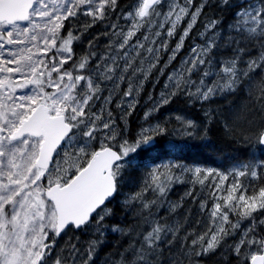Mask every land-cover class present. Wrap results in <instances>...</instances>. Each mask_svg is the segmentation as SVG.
<instances>
[{
  "label": "snow or ice",
  "instance_id": "obj_1",
  "mask_svg": "<svg viewBox=\"0 0 264 264\" xmlns=\"http://www.w3.org/2000/svg\"><path fill=\"white\" fill-rule=\"evenodd\" d=\"M164 5L165 0H133L120 14L125 26L111 24V32L105 33L109 35L106 52L98 54L89 42V54L77 64L73 41L79 36L72 31L64 36L65 22L81 14L91 17L92 23L103 21L116 12L118 0H0V264H90L99 241H91L86 253L73 244L66 256L64 249L55 252L57 238L93 221L103 235V222L111 213L107 202L118 192L124 171L148 168L149 162L142 190L125 201H138L142 212L149 210L141 216L145 230L138 233L136 246L117 254L114 264H183V252L170 260L160 259L164 240L168 235L175 237L179 229L161 223L150 211L163 202L171 184L179 179L177 170L190 173L201 185L205 180H219L212 185L211 209L201 203L208 222L206 231L192 240L193 250L200 247L195 254L215 250L238 229L239 221L230 220L231 214H238L241 220L252 219L253 223L232 251L243 257V264H264V237L255 236L254 216L264 211V186L257 190L243 182V178L259 180L264 163L241 164L227 183L229 174L163 162L162 149L167 154L181 147L175 142L166 147L158 143L159 137L168 135L166 125L141 127L129 139L126 129H117L110 111L105 118L104 108L100 113L93 110L97 100L111 102V92L107 98L101 96L102 84L110 82L118 88L117 80L128 82L124 98L129 100V108L135 107L131 97L138 88L136 80L141 75L147 79L160 62L161 49L168 51L162 33L166 30V35L173 37L180 23L191 17L169 63L176 59L204 5L195 11L191 10L193 0H173L167 11ZM216 25L215 20L205 25L213 34L203 45L192 47L182 66L168 76L164 88L171 91L163 92L160 102L167 103L178 93L207 100L217 92L233 91L244 77L251 83L250 74L264 68V43L260 54L247 62V70L238 67L239 56L217 67L209 58L218 46ZM230 27L240 37L228 41L237 45V52H243L239 48L243 40L264 41V0L261 6L238 11ZM141 29H147L142 40L137 36ZM69 61H73L71 70L65 67ZM200 69L203 72L197 83L191 77ZM213 75L219 78L208 84L207 78ZM256 90L259 109L255 115H259L264 112V79L256 84ZM150 117L151 111L146 112L145 121ZM177 119L181 127L175 134L191 136L194 124ZM248 123L247 139L264 146V117ZM62 150L64 157L57 160ZM145 192L155 198L147 201ZM171 207L174 211L176 206ZM112 231L123 233L124 229L113 227Z\"/></svg>",
  "mask_w": 264,
  "mask_h": 264
},
{
  "label": "trees",
  "instance_id": "obj_2",
  "mask_svg": "<svg viewBox=\"0 0 264 264\" xmlns=\"http://www.w3.org/2000/svg\"><path fill=\"white\" fill-rule=\"evenodd\" d=\"M133 0H118L119 7L115 13L110 12L107 18L103 21L92 23L91 19L81 14L77 18L71 19L69 29L64 28L63 31H72L74 35H78L79 39L73 41V61L77 64L81 58L89 54V42L94 46L93 51L103 55L107 48L109 35L106 32H111L110 25L118 23L124 26L125 21L120 17L122 12L127 11ZM204 5L197 19L196 24L190 34L185 39V47L179 53L181 57L186 53L191 41L193 46L203 45L206 37L212 35L206 30L205 25L211 21H217L215 33L217 35L218 46L213 48L209 58L214 61L218 67L222 61L229 60L234 56H239L238 67L241 71L247 70V62L250 59L257 57L260 54L261 43L257 39L243 40L239 44V48L243 52H237V45L228 43L235 37L239 36L232 31L231 27L235 23V14L246 7L261 6V0H193L192 11ZM167 4L164 5V11H167ZM119 18V19H118ZM186 23V18L183 24ZM91 24V27H86ZM144 31V29H143ZM178 31L173 37L166 35V30L162 33V40L167 41L168 51L161 49L160 56L170 51L172 43H175L178 36ZM143 35V32L138 34ZM142 40V39H141ZM73 61H69L65 66L71 70ZM161 61V60H160ZM157 67V66H156ZM174 68V67H172ZM203 69L195 72L191 79L199 83ZM251 75V83L249 78L244 77L233 91L217 92L207 100L189 97L185 94L178 93L172 97L167 103L155 105L158 102L159 94L158 87H154V80L157 77L156 68L150 72L144 86L140 91L134 114H129L127 119L130 120L129 139H133L137 129L143 127L145 123L166 125L168 135L158 138V143L164 147L170 142H175L181 147L172 153L160 152V157L165 163L174 162L185 165L188 168L200 167L204 170L212 169L214 172L230 173V183L234 178L231 175L232 170H236L241 164H260L264 163V146H261L256 141H250L247 137L250 136L248 131L249 120H259L264 117V112L259 115L255 113L259 109L256 103V84L264 79V68L256 69ZM219 77L213 75L207 78V83L212 84ZM140 81L139 79L136 80ZM119 88V97L124 96L125 84L127 81H122ZM252 88L253 94L249 95V88ZM105 95V92H103ZM144 111H143V107ZM109 111L112 118L122 120L119 116V110L114 104L109 105ZM151 111V117L145 121L144 112ZM180 117L184 121H191L194 128L191 136L176 135V130L181 127ZM137 120H144L137 121ZM153 120V123H152ZM149 124V125H150ZM145 127V126H144ZM95 146H97L95 144ZM98 147V146H97ZM160 161H157L159 163ZM149 167H141L139 169H126L120 180V186L114 199L107 207L111 210L103 222V235L97 231L95 222L93 221L86 228L79 231L70 229L60 239L56 241L55 252L59 253L62 249L67 256V250L71 245L75 244L81 252L86 253L89 244L93 240L99 241L95 246V251L92 254L90 264H114L117 259V254L129 249L130 246H136V240L140 239L138 233L145 230L146 226L142 224V215H146L149 210H143L142 205L138 201H132L126 204L125 201L129 197L142 190ZM260 179L251 180L243 178V182L247 185L251 183L258 190L264 186V168L259 169ZM179 179L173 182L163 198L162 203L151 207L150 211L153 216L161 223L178 227L176 236L168 235L161 246L163 256L162 260H170L172 256L184 253L183 264H243V257H237L232 251L235 244L241 239L245 230L253 223L252 219L241 220L238 214H231L230 220L233 223L239 221L241 225L245 223V230L241 233L239 229L227 236L218 247L209 251L206 254L196 255L200 251L199 245L193 250L192 240L206 231L208 217L206 213L201 211V203H207L208 209H211L213 198L214 183H219L218 179L205 180L204 185L199 182H194L195 177L190 173H180L177 170ZM200 179H204L203 176ZM251 192V189L249 190ZM188 193H192L188 195ZM144 197L147 201L155 198L151 192H145ZM175 205V210L172 207ZM255 216V236L264 237V211H259ZM113 227L124 229V232H113ZM87 259V256H84ZM77 264H81L77 261Z\"/></svg>",
  "mask_w": 264,
  "mask_h": 264
},
{
  "label": "rangeland",
  "instance_id": "obj_3",
  "mask_svg": "<svg viewBox=\"0 0 264 264\" xmlns=\"http://www.w3.org/2000/svg\"><path fill=\"white\" fill-rule=\"evenodd\" d=\"M171 2H173V0H165V4H167V6L169 5V3H171ZM181 2L183 3L184 2V0H181ZM165 11H166V9H165ZM88 19H91V17H87ZM123 19V18H122ZM191 19V17H186V23H184L183 24V21L180 23V25H179V27L177 28V30L176 31H178L179 33H178V36H177V38H176V41H175V43H172V47L170 48V51L169 52H166V53H164L163 55H161L160 56V62H159V64L157 65V67H156V71H157V77L155 78V80H154V84H153V86L154 87H158V85H159V81H160V86H159V88H158V91L160 90V91H162V93L163 92H165V91H171V89H169V90H165V88H164V85H165V83L167 82V80H168V76L169 75H171V74H173L174 73V70L175 69H177V68H180L181 66H182V61L183 60H185V58L186 57H188L189 56V53H190V50L192 49V47H194L193 45H191L192 44V42L190 41L189 43H188V45L187 46H189V48H188V50L187 51H185L186 53L183 55V57H181L180 55H178L179 53H181L182 52V49L185 47V44H183V47L181 48V50L176 54V59L175 60H173V61H171V63H169V56H171L172 55V50L173 49H175L176 48V45H177V43L179 42V40H180V36L183 34V31H184V29L187 27V24H188V21ZM69 24H71V19H69L68 21H66L65 22V27H67V26H69L70 27V25ZM124 26H125V24H124ZM69 27H67V29H69ZM147 31V29H144V31H143V29H141V32H146ZM67 31H63V35L64 36H67ZM139 33H137V36L140 38V39H143V35H138ZM187 38V37H186ZM185 38V39H186ZM184 42H185V40H184ZM172 67H174V68H172ZM154 70V68L151 70V71H153ZM161 70H163V71H161ZM139 80L140 81H137L136 82V85L138 86V88H137V91L136 92H134L133 93V96L131 97V100H133L134 102H135V107H133V108H129L128 107V103H129V100L127 99V98H124V96H122V97H119L118 96V94H119V88H120V85L122 84L121 82L122 81H119V80H117V83L119 84V87L117 88V87H115V85H113L112 83H110V82H105V83H103L102 84V92H101V96L102 97H104V98H107V97H109V94H110V92H111V102L110 103H108V104H105V102H104V99H100V100H97V101H95L94 103H93V110L94 111H96L97 113H100V110H101V108H104L105 109V111L102 113V115L105 117V118H107V116H108V112H109V105L110 104H114L115 102H116V106H117V108H118V110H119V116H120V118L122 119V120H116V119H114V118H112L114 121H115V123H116V126H117V129L118 130H120V129H125V127H126V121H128V125H129V127H130V120H128L127 119V116L129 115V114H134L135 113V108L137 107V106H139L140 107V105H138V102H137V99H138V96H139V94H140V91L142 90V88H143V86H144V82H146V80L147 79H145L144 78V76L143 75H141L140 76V78H139ZM141 81H143V83H142V86H139L140 85V83H141ZM126 86H125V91H127L128 90V83L127 84H125ZM124 90H123V92H125ZM103 92H105V95H103ZM162 93H160L159 94V99H158V102L157 103H155V105L157 106V105H162L163 103L162 102H160L161 101V94ZM124 94V93H123ZM118 105H120V107H118ZM144 108H145V106L143 107V111H144ZM144 114H145V112H144ZM126 116V117H125ZM150 124V123H149ZM149 124L146 122L145 123V127H148L149 126ZM152 125V124H151ZM143 126V127H144ZM129 127L126 129L127 131H126V135H129ZM141 128V127H140ZM140 128H139V130H140ZM138 130V131H139ZM137 131V132H138ZM136 132V133H137ZM136 133H135V135H136ZM96 145L98 146V143H96ZM64 157V151L62 150L61 152H60V155L56 158L57 160H62V158ZM65 167H66V165H65ZM234 170H232L231 172H233ZM224 174H229L230 175V173H224ZM244 225H245V223H244ZM244 225H241L240 224V227L238 228L239 230H240V232L239 233H241L242 231H244L245 230V226ZM65 234V233H64ZM63 234V235H64ZM62 235V236H63ZM61 236V237H62ZM66 255V254H65ZM53 259H55V257H53Z\"/></svg>",
  "mask_w": 264,
  "mask_h": 264
},
{
  "label": "flooded vegetation",
  "instance_id": "obj_4",
  "mask_svg": "<svg viewBox=\"0 0 264 264\" xmlns=\"http://www.w3.org/2000/svg\"><path fill=\"white\" fill-rule=\"evenodd\" d=\"M125 117H126V116H125ZM137 121H138V122H139V121H143V122H144V120H137ZM152 123H153V120H152ZM128 127H129V125H128V121H126V127H125V129H127ZM138 130H139V129H137L136 132H137ZM136 132H134L133 135H135ZM60 238H61V237H60ZM60 238H59V239H60ZM57 240H58V239H57Z\"/></svg>",
  "mask_w": 264,
  "mask_h": 264
},
{
  "label": "water",
  "instance_id": "obj_5",
  "mask_svg": "<svg viewBox=\"0 0 264 264\" xmlns=\"http://www.w3.org/2000/svg\"><path fill=\"white\" fill-rule=\"evenodd\" d=\"M114 197H115V196H114ZM114 197H113V198H110V201H109V202H107V204H108V203H111V202H112V200L114 199ZM62 235H63V234H62ZM62 235H61V236H62ZM59 238H60V237H59ZM59 238H57V239H59Z\"/></svg>",
  "mask_w": 264,
  "mask_h": 264
}]
</instances>
